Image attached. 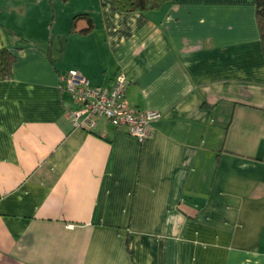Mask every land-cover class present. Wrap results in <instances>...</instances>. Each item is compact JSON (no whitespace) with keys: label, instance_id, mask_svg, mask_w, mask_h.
<instances>
[{"label":"crops","instance_id":"obj_1","mask_svg":"<svg viewBox=\"0 0 264 264\" xmlns=\"http://www.w3.org/2000/svg\"><path fill=\"white\" fill-rule=\"evenodd\" d=\"M255 0H0V264H264ZM76 17V18H75ZM88 19L91 28L87 33ZM127 81L139 143L71 126L62 78Z\"/></svg>","mask_w":264,"mask_h":264},{"label":"built area","instance_id":"obj_2","mask_svg":"<svg viewBox=\"0 0 264 264\" xmlns=\"http://www.w3.org/2000/svg\"><path fill=\"white\" fill-rule=\"evenodd\" d=\"M63 89L72 96L75 109L68 112L73 128L91 131L97 120L105 119L115 128H125L129 136L139 143L148 139L151 123L159 119L161 113L140 111L128 106L125 101L126 79L117 74L110 86L92 87L81 73L71 71L62 78Z\"/></svg>","mask_w":264,"mask_h":264},{"label":"trees","instance_id":"obj_3","mask_svg":"<svg viewBox=\"0 0 264 264\" xmlns=\"http://www.w3.org/2000/svg\"><path fill=\"white\" fill-rule=\"evenodd\" d=\"M116 11L131 13L132 11L145 13L149 11H155L160 8L166 0H109ZM256 1V23L258 25L259 37L261 40V46L264 55V0ZM76 18V17H75ZM88 29L91 28V20L88 19ZM14 62L12 55L6 50V48L0 49V79L6 78L10 74L11 66Z\"/></svg>","mask_w":264,"mask_h":264}]
</instances>
